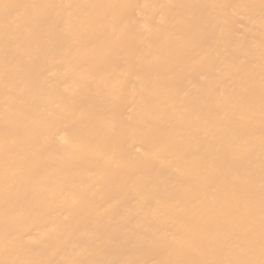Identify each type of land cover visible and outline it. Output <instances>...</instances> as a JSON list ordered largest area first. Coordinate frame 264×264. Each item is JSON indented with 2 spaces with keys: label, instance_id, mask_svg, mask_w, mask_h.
Here are the masks:
<instances>
[{
  "label": "bare ground",
  "instance_id": "6f19581e",
  "mask_svg": "<svg viewBox=\"0 0 264 264\" xmlns=\"http://www.w3.org/2000/svg\"><path fill=\"white\" fill-rule=\"evenodd\" d=\"M0 264H264V0H0Z\"/></svg>",
  "mask_w": 264,
  "mask_h": 264
}]
</instances>
